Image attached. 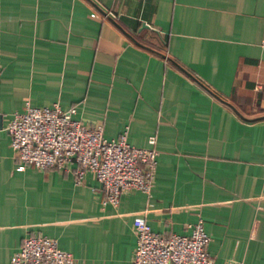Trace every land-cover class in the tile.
I'll return each instance as SVG.
<instances>
[{
	"label": "crops",
	"instance_id": "1",
	"mask_svg": "<svg viewBox=\"0 0 264 264\" xmlns=\"http://www.w3.org/2000/svg\"><path fill=\"white\" fill-rule=\"evenodd\" d=\"M27 101L155 136L151 192L104 206L92 173L18 171L6 127ZM0 121V264L33 235L133 264L138 218L168 235L203 219L212 264H264V0H0Z\"/></svg>",
	"mask_w": 264,
	"mask_h": 264
},
{
	"label": "built area",
	"instance_id": "2",
	"mask_svg": "<svg viewBox=\"0 0 264 264\" xmlns=\"http://www.w3.org/2000/svg\"><path fill=\"white\" fill-rule=\"evenodd\" d=\"M74 116V109L65 111L58 104L36 108L27 101L24 111L15 113L6 127L18 161L17 170H66L74 166L77 184L92 173L103 186L104 206H118L121 195L127 191L150 193L158 163L156 137L149 139L150 147H135L125 135L108 140L102 126H86ZM134 227L137 247L133 264H212L208 252L210 238L203 219L189 225L188 235L154 232L147 220L141 218L134 221ZM11 264L77 262L71 253L59 248L56 239L33 235L23 241Z\"/></svg>",
	"mask_w": 264,
	"mask_h": 264
},
{
	"label": "water",
	"instance_id": "3",
	"mask_svg": "<svg viewBox=\"0 0 264 264\" xmlns=\"http://www.w3.org/2000/svg\"><path fill=\"white\" fill-rule=\"evenodd\" d=\"M3 126H2V122L0 121V128H2Z\"/></svg>",
	"mask_w": 264,
	"mask_h": 264
}]
</instances>
